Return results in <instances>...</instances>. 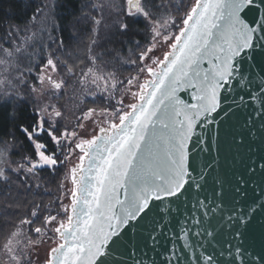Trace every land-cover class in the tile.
I'll list each match as a JSON object with an SVG mask.
<instances>
[{
    "label": "snow or ice",
    "instance_id": "6c2138e0",
    "mask_svg": "<svg viewBox=\"0 0 264 264\" xmlns=\"http://www.w3.org/2000/svg\"><path fill=\"white\" fill-rule=\"evenodd\" d=\"M19 3L0 264H264V0Z\"/></svg>",
    "mask_w": 264,
    "mask_h": 264
},
{
    "label": "trees",
    "instance_id": "16d2710c",
    "mask_svg": "<svg viewBox=\"0 0 264 264\" xmlns=\"http://www.w3.org/2000/svg\"><path fill=\"white\" fill-rule=\"evenodd\" d=\"M8 2L12 3V5H13V8H12V12H13L12 19L14 21H16V22H19V21L23 20L26 17V13L23 11V9H22V7H21V5L19 3V0H8ZM77 2H78V0H65L64 8L59 9V11L62 13V15L64 17H70L71 13H72V11L74 9V6H75V4ZM4 16H5L4 6L2 4H0V19H2ZM67 35L68 34L65 33L66 38H67ZM79 39L85 40L86 37L83 36V34H81ZM68 42L72 45V48L75 49L74 46H77L76 41L69 40ZM116 47L119 48V44H117ZM83 48H84V45L81 43L76 50L81 55H83ZM122 71L125 74L126 70L122 69ZM17 136L21 140H23V136L19 132H17ZM13 158H17V157H13ZM62 170L63 169H60L55 175H49L47 172L43 173V175L45 177V180H46V183H47L48 187L51 189V191L53 193H55L57 191V186L60 183V181L62 180ZM0 242H2V241H0Z\"/></svg>",
    "mask_w": 264,
    "mask_h": 264
},
{
    "label": "rangeland",
    "instance_id": "374dc122",
    "mask_svg": "<svg viewBox=\"0 0 264 264\" xmlns=\"http://www.w3.org/2000/svg\"><path fill=\"white\" fill-rule=\"evenodd\" d=\"M74 48L77 49L78 47L77 46H74ZM129 71L134 72V69H126L125 75H127ZM63 172H64V170H62V179H63Z\"/></svg>",
    "mask_w": 264,
    "mask_h": 264
}]
</instances>
